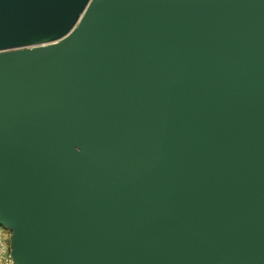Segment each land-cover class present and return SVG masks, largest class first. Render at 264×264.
<instances>
[{
  "label": "water",
  "instance_id": "95a60500",
  "mask_svg": "<svg viewBox=\"0 0 264 264\" xmlns=\"http://www.w3.org/2000/svg\"><path fill=\"white\" fill-rule=\"evenodd\" d=\"M0 225L13 264H264V0H0Z\"/></svg>",
  "mask_w": 264,
  "mask_h": 264
},
{
  "label": "built area",
  "instance_id": "2783aa9c",
  "mask_svg": "<svg viewBox=\"0 0 264 264\" xmlns=\"http://www.w3.org/2000/svg\"><path fill=\"white\" fill-rule=\"evenodd\" d=\"M10 232L0 225V264H13L10 257ZM6 236L7 239H6ZM8 241V248L5 245Z\"/></svg>",
  "mask_w": 264,
  "mask_h": 264
},
{
  "label": "rangeland",
  "instance_id": "374dc122",
  "mask_svg": "<svg viewBox=\"0 0 264 264\" xmlns=\"http://www.w3.org/2000/svg\"><path fill=\"white\" fill-rule=\"evenodd\" d=\"M7 237H8V236H6V239H7ZM6 241H7V240H6ZM5 245H6V246H7V248H8V241L6 242V244H5Z\"/></svg>",
  "mask_w": 264,
  "mask_h": 264
}]
</instances>
